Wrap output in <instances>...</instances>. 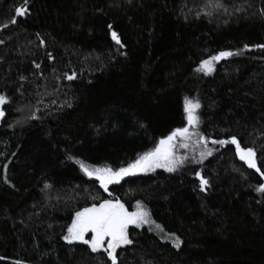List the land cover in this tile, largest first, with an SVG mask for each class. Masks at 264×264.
Listing matches in <instances>:
<instances>
[{
  "label": "trees",
  "instance_id": "trees-1",
  "mask_svg": "<svg viewBox=\"0 0 264 264\" xmlns=\"http://www.w3.org/2000/svg\"><path fill=\"white\" fill-rule=\"evenodd\" d=\"M16 7L27 13L12 23ZM257 45L264 0H0V264H111L62 239L76 211L105 199L149 216L129 226L118 264H264V178L233 145L210 142L235 136L264 164ZM221 51L234 55L197 71ZM186 99L200 103L210 156L189 141L177 170L137 172L108 192L81 171L127 167L187 126Z\"/></svg>",
  "mask_w": 264,
  "mask_h": 264
},
{
  "label": "snow or ice",
  "instance_id": "snow-or-ice-1",
  "mask_svg": "<svg viewBox=\"0 0 264 264\" xmlns=\"http://www.w3.org/2000/svg\"><path fill=\"white\" fill-rule=\"evenodd\" d=\"M27 2L28 0H25V4H27ZM209 7L219 8L221 4L216 2L215 4L209 5ZM26 13V7H16L15 15L11 22L15 23V17L24 16ZM112 38L117 44L121 43L115 32H112ZM40 43L43 45L44 42L41 40ZM256 47L264 48V45H257ZM232 55H234V53L221 51L209 57L207 60H202L197 71H202L204 75H208L213 70V62H218ZM36 67L39 66L37 65ZM74 78L75 74H66V79L72 80ZM5 103H7V98L0 95V106ZM199 108V101L186 99L184 103V118L187 121V126L174 129L168 136L160 139L154 148L138 156V158L127 167H120L116 170L107 167L89 168L81 162V171L85 176L90 178L94 177V179L99 182L100 188L104 189L106 192H108L109 185L119 184L124 177L134 175L137 172H151L157 168H163L167 172H173L177 170L179 166H182L185 160V157L178 155L175 151L174 141L176 137H179L181 141L179 147L186 149L189 145L185 141L189 140L192 136H197L198 139L196 142L205 145L203 150L200 151L202 161L205 156H210L212 154V150L206 147L208 141L205 136L199 135L195 131L190 132V128L195 130L200 122L197 114ZM4 114V111L0 109V117H3ZM210 142L221 147L227 144L233 145L237 158L242 161L248 169L255 170V172L260 173L261 177L264 178V173L261 172V168L264 167V164L260 167L257 166L256 152L253 148L242 147L235 136H232L230 140L217 139L211 140ZM6 167L7 166H5V168ZM196 177L199 180L200 191H205L209 181L203 178L199 172L196 173ZM5 183H7V179H5ZM45 187H48V185H45ZM256 191L264 194V184H260ZM109 195H111V192H109ZM149 222L147 211L142 209L139 204H137L135 211L130 212L119 200L105 199L99 204H93L76 211L72 217L71 224L67 226V234L64 235L62 239L69 244L73 242L86 244L91 252H102L106 255L107 260L110 261L111 264H118L119 254L117 249L132 243V240L129 239V226L132 225L138 228ZM87 234H91L90 239H85ZM174 246H179L178 240L175 242Z\"/></svg>",
  "mask_w": 264,
  "mask_h": 264
},
{
  "label": "rangeland",
  "instance_id": "rangeland-1",
  "mask_svg": "<svg viewBox=\"0 0 264 264\" xmlns=\"http://www.w3.org/2000/svg\"><path fill=\"white\" fill-rule=\"evenodd\" d=\"M214 62H213V64H212V71L210 72V74H208V75H211L212 73H213V71H214ZM202 72V71H201ZM2 108V106H0V109ZM191 131H195V130H193V129H191L190 130V132ZM196 132V131H195ZM197 133V132H196ZM195 140H197V136H192L189 140H187V141H185L186 143H188L189 141H195ZM180 138L179 137H176L175 138V141H174V144H175V151H176V148H178L179 147V144H180ZM131 226V225H130ZM90 237H91V234H87L86 235V237H85V239H87V238H89L90 239ZM74 243H76V242H74ZM78 243H80V242H78Z\"/></svg>",
  "mask_w": 264,
  "mask_h": 264
}]
</instances>
